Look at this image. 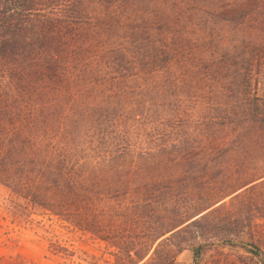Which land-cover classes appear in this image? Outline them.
I'll return each mask as SVG.
<instances>
[{
	"label": "trees",
	"instance_id": "trees-1",
	"mask_svg": "<svg viewBox=\"0 0 264 264\" xmlns=\"http://www.w3.org/2000/svg\"><path fill=\"white\" fill-rule=\"evenodd\" d=\"M136 1L0 0V183L96 232L99 208L102 232L125 217L130 178L162 198L206 183L201 154L169 149H246L264 132V0Z\"/></svg>",
	"mask_w": 264,
	"mask_h": 264
},
{
	"label": "rangeland",
	"instance_id": "rangeland-1",
	"mask_svg": "<svg viewBox=\"0 0 264 264\" xmlns=\"http://www.w3.org/2000/svg\"><path fill=\"white\" fill-rule=\"evenodd\" d=\"M136 3L145 11L152 4ZM253 137L246 149L238 143L234 149H169L175 161L180 153L201 154L206 183L173 185L172 195L162 198L161 185L156 190L148 180L130 178L120 198L125 217H111L114 227L105 232L100 208L96 232L12 195L0 183V264H257L254 247L264 251V176L249 180L264 172V132L257 130ZM187 189L190 194L181 192ZM218 198L193 223L153 237L158 225L185 216L188 203Z\"/></svg>",
	"mask_w": 264,
	"mask_h": 264
}]
</instances>
